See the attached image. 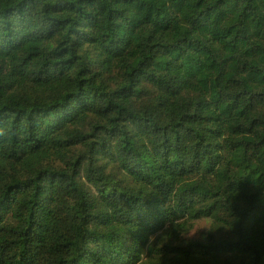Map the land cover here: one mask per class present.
Listing matches in <instances>:
<instances>
[{
    "label": "trees",
    "instance_id": "trees-1",
    "mask_svg": "<svg viewBox=\"0 0 264 264\" xmlns=\"http://www.w3.org/2000/svg\"><path fill=\"white\" fill-rule=\"evenodd\" d=\"M0 264H264V0H0Z\"/></svg>",
    "mask_w": 264,
    "mask_h": 264
},
{
    "label": "rangeland",
    "instance_id": "rangeland-1",
    "mask_svg": "<svg viewBox=\"0 0 264 264\" xmlns=\"http://www.w3.org/2000/svg\"><path fill=\"white\" fill-rule=\"evenodd\" d=\"M205 223L206 222L200 223L199 226H198V228H196V230L193 231V232H195V234H190L188 237H190V238H197L198 236H200L201 233H202V230L206 229V227H207V225Z\"/></svg>",
    "mask_w": 264,
    "mask_h": 264
},
{
    "label": "clouds",
    "instance_id": "clouds-1",
    "mask_svg": "<svg viewBox=\"0 0 264 264\" xmlns=\"http://www.w3.org/2000/svg\"><path fill=\"white\" fill-rule=\"evenodd\" d=\"M191 234H195V232L191 233Z\"/></svg>",
    "mask_w": 264,
    "mask_h": 264
}]
</instances>
